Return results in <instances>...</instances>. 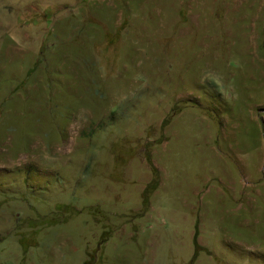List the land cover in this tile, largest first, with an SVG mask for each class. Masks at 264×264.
<instances>
[{
  "label": "rangeland",
  "instance_id": "374dc122",
  "mask_svg": "<svg viewBox=\"0 0 264 264\" xmlns=\"http://www.w3.org/2000/svg\"><path fill=\"white\" fill-rule=\"evenodd\" d=\"M0 264H264V0H0Z\"/></svg>",
  "mask_w": 264,
  "mask_h": 264
}]
</instances>
